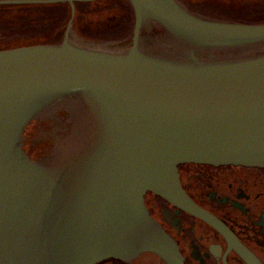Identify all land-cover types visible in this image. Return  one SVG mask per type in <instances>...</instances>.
Listing matches in <instances>:
<instances>
[{"label":"water","instance_id":"95a60500","mask_svg":"<svg viewBox=\"0 0 264 264\" xmlns=\"http://www.w3.org/2000/svg\"><path fill=\"white\" fill-rule=\"evenodd\" d=\"M77 1L92 0L0 5L67 2L73 14ZM126 2L127 47L67 30L59 44L0 49V264H185L146 194L218 228L178 166L264 167V23Z\"/></svg>","mask_w":264,"mask_h":264},{"label":"flooded vegetation","instance_id":"af4514ba","mask_svg":"<svg viewBox=\"0 0 264 264\" xmlns=\"http://www.w3.org/2000/svg\"><path fill=\"white\" fill-rule=\"evenodd\" d=\"M178 1L184 4L183 0ZM223 2L224 4L221 5L233 6L228 0H223ZM82 4L83 2H74L73 14L70 5L64 2L0 5V11L11 7H28V9H32L30 11L32 16L38 14L46 19L55 21L58 18L59 20L58 25L50 22L51 28L50 26L46 27L45 32L31 29L29 33H26L29 35H25L12 31L9 34L14 37L12 39H18L15 38L16 35H19L20 38L21 36L24 38H30V36L32 38L42 36L46 39L64 38L67 30H69L71 38L75 27V17L79 15L78 11L83 12L87 8L82 7ZM99 5H103V3ZM186 7L191 10L189 6ZM34 9H38V11L35 13ZM126 9L124 19L127 20L129 11ZM240 16L245 17L242 14ZM25 19L27 20V18ZM21 20L24 19L21 18ZM79 30L83 31V34L79 33V37L85 38L82 35L88 29ZM25 136L27 139L25 148L29 155V126ZM178 171L181 186L188 196L197 206L214 216L221 224L215 228L209 222L177 208L153 193L146 194L145 204L150 214L179 245L185 264H248L229 244L244 245L257 256L260 264H264V167L187 162L180 164ZM106 262L124 264L111 260Z\"/></svg>","mask_w":264,"mask_h":264},{"label":"rangeland","instance_id":"374dc122","mask_svg":"<svg viewBox=\"0 0 264 264\" xmlns=\"http://www.w3.org/2000/svg\"><path fill=\"white\" fill-rule=\"evenodd\" d=\"M183 1L184 5L189 6L191 10L202 11L204 12V14L207 15L217 16L216 14H214V12L230 14L227 13L221 6V4H224L223 0ZM228 1L233 4V6H227L228 8H230L228 10L232 11V13H238L239 15L242 14L245 16V18L260 16L259 18L264 19V0ZM100 3H103V5H99ZM123 4L126 3L120 0H99L96 2L89 3L83 2V6H80L87 8L83 12L78 11L79 15H76L75 17V27L72 32V40H78V43L91 44L93 46L127 47L130 43L132 35V18L130 20L131 15H129L127 20L124 19L126 13V6ZM194 4H198V6H195ZM34 10L35 13L38 11V9ZM30 11H32V9H28V7H11L2 9L0 11V47H12L14 45H29L40 42H46V38L42 36H37L33 38L31 36L30 38H24V36H21V38H24L21 39L19 35H16L17 37L15 38H18V40L12 39L13 36L9 35L12 31H15L16 34L29 35L26 33H29L31 29L37 30L38 32H45L46 30L44 29L51 25L50 21L52 19H46L45 17L41 15L39 16L38 14L32 16V12ZM21 18H23L24 20H21ZM25 18H27V20ZM85 28L88 29V31L85 32L84 35H82V37L85 38H80L79 33L83 34V31H80L79 29ZM110 263L111 262H104V264Z\"/></svg>","mask_w":264,"mask_h":264},{"label":"trees","instance_id":"16d2710c","mask_svg":"<svg viewBox=\"0 0 264 264\" xmlns=\"http://www.w3.org/2000/svg\"><path fill=\"white\" fill-rule=\"evenodd\" d=\"M224 8H228L227 5H221ZM229 6V5H228ZM52 8V7H51ZM55 9V8H54ZM227 13H230V14H233V15H230V14H225V16L227 17H235L234 19H238V20H242V21H247V22H255V21H261V20H264V19H261L259 18L260 16H255V17H241L238 13L234 14L232 13V11L228 10V9H224ZM51 11V10H50ZM53 19L50 21L51 23H53L54 25H58L59 23V20L58 18H56L55 21H53ZM50 28H51V25H50ZM60 39V37H56L54 41H58Z\"/></svg>","mask_w":264,"mask_h":264}]
</instances>
